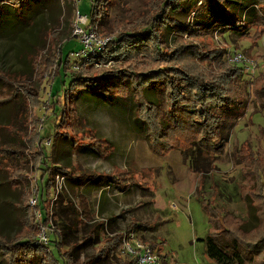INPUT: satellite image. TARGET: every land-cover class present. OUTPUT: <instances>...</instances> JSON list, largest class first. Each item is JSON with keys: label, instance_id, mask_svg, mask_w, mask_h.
I'll return each instance as SVG.
<instances>
[{"label": "trees", "instance_id": "16d2710c", "mask_svg": "<svg viewBox=\"0 0 264 264\" xmlns=\"http://www.w3.org/2000/svg\"><path fill=\"white\" fill-rule=\"evenodd\" d=\"M50 1L53 0H0V11L5 8L13 13L9 24L0 23V35L11 29L12 33L6 37L16 35L24 41L25 34L30 32L32 11L42 9ZM64 2L68 5L71 0ZM103 3L107 1L90 0L87 28L102 29L100 21L106 14L100 9ZM33 5L36 7L30 10ZM185 5H188L189 14L196 13L191 21L176 17L185 10ZM151 10L154 14L148 22L110 39L102 55L96 59L89 54L86 60H76L70 56L75 51L64 54L63 44L75 38L70 36L60 45L52 65L49 67L47 62L43 63H46L43 69H48V79L52 81L59 73L68 76L69 81L67 85L63 83V102H59L55 97L57 94L51 92V86L49 88L53 133L42 135L43 120L28 113L24 118L28 131L21 137L25 148L0 144V164L6 169L8 187L19 190L17 207L21 211V225L13 236L0 233V264H94L98 261L133 264L132 259L121 251L124 234L137 233L136 228L150 227L131 219L124 231L107 237L101 230L103 224L95 223L88 229V239L95 237L96 244L101 245L98 249L85 255L81 262L75 255L78 245L63 250L62 234L51 224L57 219V212L64 210L77 214L85 226L92 219V211L82 192L84 186L97 179L116 182L114 174L80 172L75 175L72 172L70 146L90 147L100 156L108 152L106 140L95 136L86 137V141L76 140L66 129L68 120L74 117L73 100L79 97L78 91H89V97L107 101L112 100V95L126 98L131 94L136 117L145 126L147 145L157 154L166 155L173 149H194L206 154L222 151L225 139L220 136V126L233 106L241 105L240 81L244 69L225 60L224 48L212 46L205 51L203 44L194 40H204L213 30H230L242 39H250L252 46L256 45V40L264 33V0H162ZM124 11L127 15V10ZM199 13H204V17ZM250 52L251 47L245 50L247 54ZM38 53L39 50L30 64L36 76L34 59ZM69 59L78 69L67 71ZM109 60L123 61V64L94 67V62ZM250 79L248 84L255 105L264 112V67ZM39 91L40 86L33 88L23 76L0 70V111L4 108L15 111L18 102L23 104L25 112L40 107ZM0 129L10 130L9 124H1ZM49 139L52 141V155L46 148ZM59 146L62 152H55ZM238 151L246 167L243 177L249 182L240 193L249 201L256 225L245 229L244 222L230 212L218 208L209 210V221L214 227L204 240L205 254L217 264H264V159L246 144H241ZM27 167L34 171L33 185L29 175L23 172ZM56 177H64L71 190L77 189V204L66 190H55ZM39 183L41 187H38ZM51 192L55 193L52 201L48 197ZM31 197L36 199L33 207L29 204ZM204 208L207 205L204 204ZM221 213L225 215L223 222L219 216ZM41 225L51 229L49 236L54 234L53 247L49 246V237L47 244L37 242ZM163 243L161 240L148 245L158 253Z\"/></svg>", "mask_w": 264, "mask_h": 264}, {"label": "rangeland", "instance_id": "374dc122", "mask_svg": "<svg viewBox=\"0 0 264 264\" xmlns=\"http://www.w3.org/2000/svg\"><path fill=\"white\" fill-rule=\"evenodd\" d=\"M106 1L107 3L100 7L102 13L106 14L100 21L102 29L98 27L97 34L101 38L112 40L120 33L132 31L140 27L141 23L148 22L154 14L151 7L155 8L162 0ZM34 5L29 7L30 10L36 7ZM76 9L88 16L90 0H71L68 5L64 0H53L42 9L32 11L33 17L28 26L30 32L25 34L24 41L16 35L6 37V34L12 33L11 29L3 31L4 34L0 35V70L23 76L33 88L40 86L41 101L40 107H32L29 112H25L20 102L16 104L15 111L11 112L7 108L0 111V125L9 124L10 127V130L0 129V144L25 148L21 137L28 131L24 123L25 115L28 113L43 120L40 127L42 135L53 133L54 116L50 108L52 97L49 88L51 86V92L57 94L56 99L63 102V83L67 85L69 77L58 73L51 81L46 75L48 69H43L46 63H43L47 62L50 67L51 62L57 58L60 45L72 36ZM124 9L127 10V15ZM187 9L188 5H185V10L177 13L176 17L184 21L193 20L196 13L189 14ZM199 15L204 17V13ZM11 20L13 13L8 9H1L0 23L5 21L9 24ZM252 34L253 28L250 29V35ZM108 42L110 41L107 40L100 48L97 56L92 55L94 59L102 55ZM194 42L203 44L205 51L212 46L224 48L225 60L228 62H231L229 58L234 52L245 53V50L251 47V52L245 54L256 64L253 70L243 72L239 95L241 105L233 106V110L223 117L220 136L225 140L220 153L206 154L194 149L185 151L173 149L166 155L157 154L149 149L145 136L139 132L135 134L131 128L126 131L117 123L114 119L118 120L119 117L114 118L109 107L94 106L93 109L92 106L85 104L77 107L74 105V117L71 121L68 120L66 128L70 133H74L71 135L76 140H84V137L89 136L88 129L98 127L104 131H111V134L115 132L120 136L121 133H125L126 136L124 142L114 134L112 139L114 144L124 143L123 157L108 161L94 156L89 158L81 156L75 164L76 171L110 173L117 170L118 165L124 169L119 183L101 182L89 184L83 189L91 204L92 219L83 226L77 214L61 210L57 212V219L51 223L62 234L63 250L78 245L75 255L80 262L85 255L92 254L101 246L96 244L95 237L88 239V229L95 223L103 224L101 230L107 237L124 231L131 219L148 224L150 226L148 229L136 228L137 235L147 244L164 240L158 252L161 264H197V261L198 264H217L205 254L204 240L214 227L209 221V210L218 208L230 212L244 222L245 229L256 225L253 209L240 193V189L248 187L249 182L243 177V170L246 167L238 149L241 144H246L251 151L264 159V112L255 105L248 84L250 78L256 76L264 67V33L256 40L254 46L250 39H242L230 30H213L204 40L196 39ZM82 47L77 38H72L63 44L62 51L64 54L67 51L76 52ZM37 49L39 53L34 59L36 76L31 71L30 64ZM231 63L237 67L244 66L242 62ZM115 64H123V61L94 62V67L99 69ZM72 70L73 62L69 59L67 71ZM78 94L80 100L89 97V91L80 90ZM124 102L128 104L131 117V112L135 108L132 95L126 96ZM18 110L20 114H17ZM50 142L47 146H50ZM5 170L0 164V233L11 237L21 225L19 222L21 211L17 207L19 190L8 187ZM23 172L29 175L33 185L34 171L27 167ZM38 187H41L40 183ZM63 189L67 191L74 204H77L76 189L71 190L64 180L56 177L55 190ZM48 197L52 201L55 193L51 192ZM204 204L207 208H204ZM219 216L223 222L225 215L221 213ZM53 244L52 233L49 236V246L53 247ZM117 254L121 258L120 253ZM94 264L105 263L98 261Z\"/></svg>", "mask_w": 264, "mask_h": 264}, {"label": "built area", "instance_id": "2783aa9c", "mask_svg": "<svg viewBox=\"0 0 264 264\" xmlns=\"http://www.w3.org/2000/svg\"><path fill=\"white\" fill-rule=\"evenodd\" d=\"M87 25L88 17L81 14L79 9H76L72 25V36L77 38L79 42L82 43L83 47L76 52L70 53V56L72 58H76V60L78 59L79 61L85 60L89 54L95 56L99 53L100 48L106 44V41H110V38L99 37L96 28H87ZM229 60L231 62H242L245 72L253 70L256 66L252 58L239 51L230 55ZM73 68L77 69V65L74 64ZM47 143H49V140L46 141V144ZM29 204L32 207L35 206L36 199L31 197L29 199ZM37 215L40 217L39 212ZM50 231L51 229L49 227L41 225L37 233V242L40 244H47ZM121 251L123 254L132 259L133 264H161L160 255L135 232H128L124 234Z\"/></svg>", "mask_w": 264, "mask_h": 264}, {"label": "crops", "instance_id": "0c3cea01", "mask_svg": "<svg viewBox=\"0 0 264 264\" xmlns=\"http://www.w3.org/2000/svg\"><path fill=\"white\" fill-rule=\"evenodd\" d=\"M111 99L112 100H103L101 98H96L95 96H90L88 98H85L84 100H80V97H77L76 99L73 100V108H74V105H80V104H85L88 105V106H92V108L95 106H100V107H109L110 108V111H112V113L114 114L113 117L116 118V117H119L118 120L114 119L117 123H119L126 131L129 129V130H133L135 134H137V132H139L141 135L145 136L144 132H145V126L143 124V122H141L137 117H136V114H135V110L132 113L131 117L129 115V110H128V104L126 102H124V98L122 97H116V96H111ZM75 109V108H74ZM94 109V108H93ZM97 123V121H96ZM131 128V129H130ZM67 129V128H66ZM68 130V129H67ZM89 130V136H95L96 138H100V139H104L106 140V144H107V148H108V152L107 154H105L104 156H100L99 154H97L95 151H92L90 150L89 148L87 147H80V148H83V149H80V148H74L72 146H70V152H71V169H72V172L77 175L78 173L80 172H84V173H94V174H114L115 176V180L117 183H119V179L121 178V176L123 175L124 173V169L122 168L121 165H118L117 166V170L113 171V172H110V173H97V172H88V171H84V170H75V164H77V161L81 158V156L85 157V156H88L89 157H93L94 158H100L102 160H108V161H112L114 160L116 157H123L124 156V153H123V146H124V140L126 139V136H125V133H121L120 136H118L115 132H113V134L118 138L120 139L122 142V144H114L112 143V139L114 138V135L111 134L110 132L108 131H104L103 129H101L100 127L98 128H91V129H88ZM69 131V130H68ZM70 132V131H69ZM71 134H74L71 132ZM84 134V133H83ZM76 135V134H75ZM79 135V134H78ZM88 135L86 137H89ZM77 137V136H76ZM84 137V138H86ZM78 140V139H77ZM49 141H51V139H49ZM80 141H86V139L84 140H80ZM50 146H47L46 144V148L48 150V154L52 155L53 153V150H52V141L50 142ZM61 146H59V148L56 149L55 152H62L60 150ZM123 153V155H122ZM57 165H60V164H57ZM116 171H120V172H116ZM115 172V173H114ZM119 173V174H118ZM64 178V177H63ZM62 177L61 179L64 180ZM94 181V182H93ZM101 182H106V180H99L97 179L96 180H90L88 181V183L84 186V188L89 185V184H95V183H101ZM83 188V189H84ZM82 189V192L86 195L88 201H89V198H88V195L87 193H85ZM77 190V189H76ZM78 193V191H77ZM89 204H90V201H89ZM90 207H91V204H90ZM92 211V209H91ZM199 262L197 261V264Z\"/></svg>", "mask_w": 264, "mask_h": 264}]
</instances>
